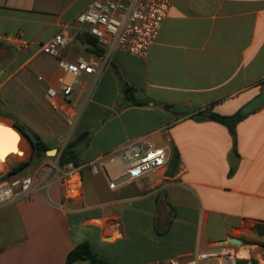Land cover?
I'll use <instances>...</instances> for the list:
<instances>
[{"label": "crops", "instance_id": "1", "mask_svg": "<svg viewBox=\"0 0 264 264\" xmlns=\"http://www.w3.org/2000/svg\"><path fill=\"white\" fill-rule=\"evenodd\" d=\"M93 1L0 0V121L22 125L57 151L45 153L41 167L61 166L67 144L89 134L77 146L80 199L65 200L48 175L30 197L0 207V264H66L84 243L108 264L178 257L189 264L231 238L249 253L247 264H264V104L237 124L235 138L193 115L231 116L264 92V0H176L147 58L117 49L110 68L82 75L70 105L57 99L56 108L47 90L62 74L59 60L91 53L77 17ZM63 30L72 44L58 58L45 54L42 46ZM150 134L168 149L164 169L120 179L113 189L106 174L89 169ZM119 170L110 166L111 174Z\"/></svg>", "mask_w": 264, "mask_h": 264}, {"label": "built area", "instance_id": "2", "mask_svg": "<svg viewBox=\"0 0 264 264\" xmlns=\"http://www.w3.org/2000/svg\"><path fill=\"white\" fill-rule=\"evenodd\" d=\"M176 0H95L77 17L79 30L94 39L100 49L88 56H79L74 63L59 60L62 74L57 83L47 90L48 101L58 108L57 99H63L70 105V97L75 91L82 75L100 76L114 61V52L123 50L135 57L145 59L156 43L164 21L169 16ZM73 42V34L63 30L42 46V51L54 58L59 57L62 49ZM77 114L73 111L67 121L73 125ZM151 134L139 139H132L120 149L103 155L88 164L89 169L97 174L103 172L110 178V188L117 186V181H135L148 173L164 169L169 163L168 149L158 147L151 139ZM10 156L7 158L9 161ZM119 165L120 170L111 174L110 166ZM41 169L47 170L46 176ZM48 175H53L59 182L63 197L67 201L80 199L83 195V177L80 169L73 163L59 166L49 164L26 175L13 176L0 181V207L18 200L27 199ZM45 177V178H44ZM218 252H204L193 255L189 264H200L206 260H216L218 264H238L246 259L239 256L242 246L225 242L220 244ZM140 264H182L181 258L153 261Z\"/></svg>", "mask_w": 264, "mask_h": 264}, {"label": "trees", "instance_id": "3", "mask_svg": "<svg viewBox=\"0 0 264 264\" xmlns=\"http://www.w3.org/2000/svg\"><path fill=\"white\" fill-rule=\"evenodd\" d=\"M84 39L87 41V43L91 47V52L94 53H99L100 49L97 45V42L88 37L87 35L84 36ZM262 85L264 86V81L262 82ZM155 102V101H154ZM137 104H143L141 102H137ZM167 109H171L173 106L164 104L163 105ZM194 117L198 119H209L212 121L219 122L223 125H225L235 138V130L237 124L242 121L248 114H245L243 112V109L237 112L234 115L231 116H223L219 115L214 112H210L208 110H199L197 113L193 114ZM16 127L18 128L19 132L27 138L30 148L32 150L33 154H36L38 156H41L46 153L47 150H49L48 146L40 140V138L37 135H28L25 132V129L23 128L22 125L15 123ZM89 134H85L81 137H78L76 140L70 142L67 144V146L64 148L62 151L60 157H59V163L60 165H65L67 163H73L75 166H78V153H77V146L80 142L83 140H88ZM179 162V153L174 150L172 152V157H171V164L174 166V168L178 165ZM31 162L27 163H22L18 167H16L13 172H11L8 176L16 175L25 169H27L29 166H31ZM7 179V177H4L2 180ZM261 228L259 227V233L261 235ZM81 261H87L90 264H108L106 261L103 259L99 258L90 248V245L88 243H84L81 245L76 246L72 251L69 252L66 258V264H74L76 262H81ZM252 264H255V261L253 259L251 260ZM247 260H239L238 264H247Z\"/></svg>", "mask_w": 264, "mask_h": 264}, {"label": "bare ground", "instance_id": "4", "mask_svg": "<svg viewBox=\"0 0 264 264\" xmlns=\"http://www.w3.org/2000/svg\"><path fill=\"white\" fill-rule=\"evenodd\" d=\"M8 127L12 128L11 124L0 121V167H4L7 164V158L9 156L21 159L26 155L22 148L23 140L21 134L16 129H13L14 133ZM55 154V152H52L49 155L52 156ZM239 255L248 257L249 253L247 251H242Z\"/></svg>", "mask_w": 264, "mask_h": 264}, {"label": "rangeland", "instance_id": "5", "mask_svg": "<svg viewBox=\"0 0 264 264\" xmlns=\"http://www.w3.org/2000/svg\"><path fill=\"white\" fill-rule=\"evenodd\" d=\"M79 80H80V78H79ZM9 123L12 124L11 122H9ZM23 144H24V148L26 151L24 150L23 146H22V148L25 151L26 155L24 157H22L21 159L10 156V159L7 162V164L4 167H0V181H3L2 179L4 177H7V179H8V178H11V177L17 176V175L20 176V175H26V174L32 173V171H34L35 169L40 168L43 161L46 160L45 154H43L41 156L33 154L30 146L29 147L27 146V142L24 139H23ZM56 155H57V153L55 155H52V156H50V155H47V156L54 157ZM27 162H31L32 163L31 166H29L27 169H25L24 171H22L16 175L8 176L20 164L27 163ZM47 165L48 164L43 165V166H47ZM41 173H44V169L41 170Z\"/></svg>", "mask_w": 264, "mask_h": 264}, {"label": "water", "instance_id": "6", "mask_svg": "<svg viewBox=\"0 0 264 264\" xmlns=\"http://www.w3.org/2000/svg\"><path fill=\"white\" fill-rule=\"evenodd\" d=\"M264 104V92L262 94H260L258 97H256L253 101H251L244 109H243V112L245 114H249L251 112H253L254 110L258 109L260 106H262ZM12 128L8 127L9 129H11L13 132L14 130L13 129H16L17 131L18 128L16 127L15 124H11ZM15 133V132H14ZM20 133V132H19ZM21 134V133H20ZM22 135V134H21ZM52 152H55L57 153L56 150L54 149H51V150H47L46 151V154L49 155L50 153ZM237 157L235 156H232L230 161L232 163V165H234V160L236 159ZM225 242H228V243H234L236 245H240L241 244V241L236 239V238H231V239H225V240H222L221 241V244L225 243Z\"/></svg>", "mask_w": 264, "mask_h": 264}]
</instances>
